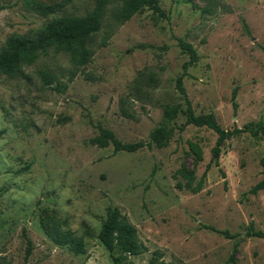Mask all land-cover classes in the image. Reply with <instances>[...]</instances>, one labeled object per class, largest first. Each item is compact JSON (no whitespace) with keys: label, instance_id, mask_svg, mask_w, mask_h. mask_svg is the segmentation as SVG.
I'll return each mask as SVG.
<instances>
[{"label":"rangeland","instance_id":"1","mask_svg":"<svg viewBox=\"0 0 264 264\" xmlns=\"http://www.w3.org/2000/svg\"><path fill=\"white\" fill-rule=\"evenodd\" d=\"M157 1L164 15L144 7L122 23L110 4L83 62L53 44L0 72V264H264V235L247 233L250 224L264 233V190L249 191L264 178V139L241 131L217 145L213 129L186 124L176 88L184 41L198 55L183 78L194 112L228 130L264 124V0ZM93 6L0 0V50ZM166 104L179 110L164 146L92 141L101 126L147 142L167 123ZM110 206L142 246L120 263L99 239Z\"/></svg>","mask_w":264,"mask_h":264},{"label":"trees","instance_id":"2","mask_svg":"<svg viewBox=\"0 0 264 264\" xmlns=\"http://www.w3.org/2000/svg\"><path fill=\"white\" fill-rule=\"evenodd\" d=\"M113 3L118 4L114 14L118 23L128 20L133 14L141 11L144 7L152 8L159 15H164L157 0H94L93 9L84 15L61 16L46 23L35 36L16 35L12 37L9 40L8 47L0 50V72L9 75L19 72L22 63H32L39 51L53 44L65 50H70L74 54L76 51H79L80 60L83 62L90 55L87 44L91 35L101 29L107 7ZM40 10L52 12L53 8L46 7L40 8ZM180 44L189 54V60L183 63V71L176 79V88L184 98L186 104L180 110L186 117V124L207 126L213 129L218 134L217 145L226 138L241 131H249L253 135H260L264 139V124L261 121L250 122L243 128L228 130L221 127L213 112L203 114H196L194 112L191 100L183 85V78L187 74V69L197 61L198 55L190 43L181 41ZM47 77L50 78L51 75L47 74ZM233 95H236L235 91ZM234 106H236V103H234ZM178 110L179 106L177 105L166 104L164 106L167 123L158 127L151 134L147 142H124L118 139L111 129L101 126L99 127V133L92 138V141L102 147L112 145L114 151L133 152L144 146L162 147L166 144L167 138L172 133L173 126H170L169 122L176 117ZM215 149L219 150L217 147ZM260 163L264 168V155L261 157ZM205 175L206 171L194 186L188 184L187 187L194 193L199 192L203 188ZM260 190H264V178L249 191L257 193ZM207 227L231 236L226 230H219L212 226ZM247 233L248 235L255 236L264 235L261 230H256L253 224H250ZM99 239L109 250L115 263L122 262L126 255H138L142 252V246L137 239L135 226L127 220L126 216L116 206L108 207L106 218L99 232ZM116 250H120L121 254L115 255Z\"/></svg>","mask_w":264,"mask_h":264}]
</instances>
